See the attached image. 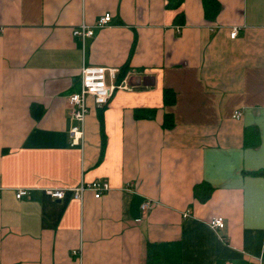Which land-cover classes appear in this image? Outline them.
<instances>
[{
	"label": "crops",
	"instance_id": "crops-1",
	"mask_svg": "<svg viewBox=\"0 0 264 264\" xmlns=\"http://www.w3.org/2000/svg\"><path fill=\"white\" fill-rule=\"evenodd\" d=\"M217 1L208 18L204 0H0V264H147L149 246L169 264H264V0ZM85 66L130 90L88 98L74 147ZM82 182L112 191L47 195Z\"/></svg>",
	"mask_w": 264,
	"mask_h": 264
},
{
	"label": "built area",
	"instance_id": "built-area-1",
	"mask_svg": "<svg viewBox=\"0 0 264 264\" xmlns=\"http://www.w3.org/2000/svg\"><path fill=\"white\" fill-rule=\"evenodd\" d=\"M112 20L111 14L104 15L94 27L81 25L74 30V36L81 38L85 45L88 39L95 35V29L104 28ZM238 35V30L235 29L231 37L235 38ZM130 90L128 82L124 79L119 82L118 72L115 70H107L105 68H97L85 66L81 71V91L78 94L71 96L68 99V106L70 109V120L72 123L69 137L72 146H79L84 141L85 123L89 114L87 105L88 98H93L95 104L99 107L106 106L113 98L117 91ZM242 118L241 113H237L234 117L239 121ZM112 188L109 184L103 182L84 183L72 190H48L47 195L54 200L62 201L66 197V193L70 192L77 201H82L86 193H93L96 200H100L104 195L110 193ZM28 196V192L21 190L17 194V199L21 200ZM151 205L146 203L142 207L143 212H148ZM187 217V216H186ZM211 228L216 231H223L225 223L223 219H214L211 222ZM75 257H79L81 261V254L74 252Z\"/></svg>",
	"mask_w": 264,
	"mask_h": 264
},
{
	"label": "trees",
	"instance_id": "trees-1",
	"mask_svg": "<svg viewBox=\"0 0 264 264\" xmlns=\"http://www.w3.org/2000/svg\"><path fill=\"white\" fill-rule=\"evenodd\" d=\"M204 5H205V10H206V15L208 18H212L220 6L217 0H204ZM180 17H181L180 20L182 22L183 21L182 15H180ZM123 78L124 77H120L119 82H121ZM164 99H165L166 104L168 105L171 104L172 103V93L170 91H166L164 93ZM154 115H155V112H150V116H154ZM168 123H169V120L166 123L167 124L166 127L169 126ZM259 175L264 176V172L260 173ZM202 187H205V186H202ZM196 190H199V188H197ZM147 264H169V263L166 262L162 258V256L159 254V252L156 250L154 246H149Z\"/></svg>",
	"mask_w": 264,
	"mask_h": 264
}]
</instances>
